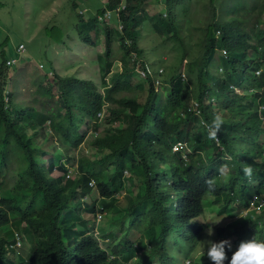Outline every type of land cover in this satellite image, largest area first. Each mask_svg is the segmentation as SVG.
<instances>
[{
	"label": "trees",
	"instance_id": "16d2710c",
	"mask_svg": "<svg viewBox=\"0 0 264 264\" xmlns=\"http://www.w3.org/2000/svg\"><path fill=\"white\" fill-rule=\"evenodd\" d=\"M166 2L168 10L157 22L144 14L148 0H107L86 21L78 13L85 44L97 47L99 27L92 26H103L105 51L98 57L103 90L90 79L55 74L51 60L44 78L32 81L30 102L19 100L11 58L0 50V230L15 216L22 233L0 236V264H122L124 257L131 264H176L174 248L195 246L209 227L201 219L210 198L220 205V217L227 210L240 216L217 227L219 240L236 243L230 251L226 247L229 258L241 240L264 239V206L250 210L254 197L264 195V0H236V13L226 16L225 26L215 11L203 30L202 52L190 61L175 11L184 0ZM108 11L109 22L101 19ZM146 20L179 49L172 68L160 66V59L148 61L138 46ZM55 30L47 32L54 37ZM116 41L121 66L112 72L107 65L115 59ZM76 111L95 123L93 158L75 154L89 132L81 131ZM214 114L223 123L210 139L203 122ZM102 116L109 125L100 136ZM48 121L50 131L65 134L67 151L46 130ZM105 158L113 160L101 163ZM197 158L205 161L196 164ZM244 167L252 169L250 177ZM128 171L137 181L130 193L122 184ZM95 190L98 195L85 202ZM120 190L126 192L122 200L116 198ZM110 208L117 217L105 238L112 243L107 248L80 223L92 224L98 211ZM116 228L122 234L117 242ZM17 241L29 248L27 256L17 252Z\"/></svg>",
	"mask_w": 264,
	"mask_h": 264
},
{
	"label": "rangeland",
	"instance_id": "374dc122",
	"mask_svg": "<svg viewBox=\"0 0 264 264\" xmlns=\"http://www.w3.org/2000/svg\"><path fill=\"white\" fill-rule=\"evenodd\" d=\"M247 1L252 2L253 0ZM76 2L78 4L74 5ZM235 2L236 0H184V4L179 3L175 6V11L177 12L176 20L179 24L180 17L182 19L183 27L181 26V29L183 31L184 41L186 40L185 44L188 47V55L185 56L186 60L190 61L192 56L198 55L202 50V41H205V33L203 30L212 22V15L215 11H217L219 15V24H230V21L228 19L225 20V18L228 14L234 15L236 13ZM106 3L107 0H0V50L5 49L7 56L11 59H16V61L11 64L10 73L12 77L11 82L13 79L18 81L19 100L30 102L32 97L31 91L35 88L32 86V81L36 76L44 78L46 67L51 60L52 66H54L53 72L55 74H60L62 76L73 75L81 79H90L99 86L100 90H103L102 86L104 85L103 82L105 79L102 78V72L98 63V57L104 55L105 51L103 26L99 21H97V23L99 22L98 25L92 26L95 29H97V26L99 27V36L96 40L98 46H89L79 37L78 24L80 18L78 15L80 13L83 14L85 17L84 20L95 18L97 16V11L105 6ZM166 3V0H148V3L144 6V14L149 16L153 22H157L160 20L163 13L168 10ZM215 6L217 9H215ZM94 15L95 17H93ZM166 18H168V16ZM111 19L112 17L109 20ZM233 23L234 22L231 24ZM152 25L153 23L150 20H146L138 38V46L144 49L146 54L145 57L148 61L152 62L153 60L157 61L160 59L162 63L160 66L170 69L178 62L177 55L179 54V49L177 50L174 47L173 41L167 39L166 33L162 32L160 34ZM53 27L56 28L54 31V37L51 36L52 31L47 32ZM55 39L58 41H55ZM59 41L62 43H58ZM252 42L255 43L256 41L252 40ZM21 44L25 46V50L19 52L18 47ZM118 45L117 41L113 44L115 59L113 58L114 60H109L110 63L107 65L112 72L121 66L120 57L118 55L120 51ZM186 60H183V66L181 69L184 68L185 70V64L187 63L185 62ZM216 70L217 69L212 70V74L215 73ZM53 72L52 74L49 73L50 77H53ZM110 76L111 75L107 76V79ZM74 117L83 121L81 125L82 132L89 129L83 143L78 146V149L75 152L78 156L76 157L84 158L92 156L93 158L92 152H97L95 140L98 138V134L95 132V123L89 121L84 113L76 111ZM38 118L42 120L43 118L47 119L48 116H39ZM100 119V136H102L104 130L109 124L108 121L104 120L103 116ZM45 125L46 130L50 131L53 122L48 121ZM69 128L71 129V127ZM50 133V135L54 137V140L58 142V145L62 144L64 150L67 151L70 145L69 142H67V139L62 137L65 134H59L53 131H50ZM77 134L78 133L76 132L73 133L72 140L77 138ZM105 143L111 145V140L107 138ZM200 154L203 155L202 153ZM111 160L113 159L105 158L100 162L108 164ZM204 161L205 160L197 158V162L194 163L197 164ZM69 165L72 170L69 172V176L72 178L76 175V172L74 173L76 162L72 160ZM132 177L133 175L131 171H128L123 178L122 184L127 193L137 189L134 188L132 190L131 185L137 186V181ZM125 194V191L120 190L116 194V198L122 200ZM97 195L98 194L95 190L93 191V195L85 197L84 201L89 203ZM133 200L134 202L137 201V197L134 196ZM176 201H178V199L175 200V202ZM213 201L214 200L210 198L205 202V214L201 220L206 221L209 224V227L203 234L202 239H200L193 247H190L186 243H181L180 246L178 245L175 248L172 246V252L174 248L176 264H202L209 262L210 259L206 255L207 240H212L214 242L220 241L217 235V227L227 226L229 221L240 217L239 215H236V211L232 212L231 210L226 211L227 216L221 215L220 217L218 215L220 205H214ZM253 209H256L255 205H253L250 210ZM101 212V210L97 212L98 214L94 218V223L88 224L87 222H81L80 225L82 228L93 231L96 235L100 236L103 247L108 248L112 246V243L105 238L108 237L107 235L110 232L111 220L113 217H117V212L113 208H110L103 211L106 213H102V217L99 215ZM12 217L14 218L12 224L1 229L0 236L6 237L11 236V234L16 235L17 232H19V235L22 234L18 231L19 227L17 228L20 223L15 216ZM114 234L116 235L114 241L117 242L122 234L119 233L118 228L115 229ZM138 236L139 235L136 232L133 234L135 240ZM228 240L231 241L232 245L236 244L234 243V240H231L230 238ZM24 245L25 243L18 246L16 250L27 256L29 248H24ZM198 247L201 248V255L199 258L194 255ZM232 249L234 248L232 247ZM121 261L122 264H131L132 262L128 257H124Z\"/></svg>",
	"mask_w": 264,
	"mask_h": 264
},
{
	"label": "clouds",
	"instance_id": "9594fccd",
	"mask_svg": "<svg viewBox=\"0 0 264 264\" xmlns=\"http://www.w3.org/2000/svg\"><path fill=\"white\" fill-rule=\"evenodd\" d=\"M203 123L207 130L208 137L210 139H215L216 134L223 123V118L220 114H214L210 123ZM242 171L245 176L250 177L252 174V169L250 167H244ZM21 245L20 242V245H16L15 247L17 248ZM226 247L229 251L232 249V243L228 239H223L218 242L207 240L206 255L210 261L214 262V264H224L226 259L228 264H264V239H258L255 236H252L249 239L241 240L236 247V250L232 252L230 258L226 254ZM194 255L199 258L201 255V248L198 247Z\"/></svg>",
	"mask_w": 264,
	"mask_h": 264
},
{
	"label": "built area",
	"instance_id": "2783aa9c",
	"mask_svg": "<svg viewBox=\"0 0 264 264\" xmlns=\"http://www.w3.org/2000/svg\"><path fill=\"white\" fill-rule=\"evenodd\" d=\"M121 9V7H119L117 10L119 11ZM112 17V13L110 11L107 12L106 15H104L101 19H106L107 22H109V19ZM25 50V46L23 44H21L19 47H18V51L19 52H22ZM135 58V54H133L132 56V59ZM16 61V59H11V61H9L8 63L9 64H12V62L14 63ZM138 72V74L145 78L148 73H146L145 71H142V70H136ZM178 149V146H175L174 147V150H177ZM253 204L256 206V208L260 209L261 207L264 206V195L263 196H255L254 199H253ZM101 217H102V213L99 214ZM16 245H20V241H17V244Z\"/></svg>",
	"mask_w": 264,
	"mask_h": 264
}]
</instances>
